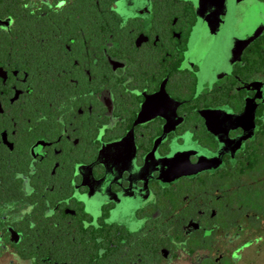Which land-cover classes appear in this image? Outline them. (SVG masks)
Wrapping results in <instances>:
<instances>
[{
  "label": "flooded vegetation",
  "instance_id": "1",
  "mask_svg": "<svg viewBox=\"0 0 264 264\" xmlns=\"http://www.w3.org/2000/svg\"><path fill=\"white\" fill-rule=\"evenodd\" d=\"M263 187L264 0H0V264H243Z\"/></svg>",
  "mask_w": 264,
  "mask_h": 264
},
{
  "label": "rangeland",
  "instance_id": "2",
  "mask_svg": "<svg viewBox=\"0 0 264 264\" xmlns=\"http://www.w3.org/2000/svg\"><path fill=\"white\" fill-rule=\"evenodd\" d=\"M255 249L256 248H254V247H249L248 250L244 251V257L246 258V259H244L245 263L248 260H251V261H253V264H264V246L262 248H260L259 255H257V256L254 253ZM245 263H243V264H245Z\"/></svg>",
  "mask_w": 264,
  "mask_h": 264
},
{
  "label": "trees",
  "instance_id": "3",
  "mask_svg": "<svg viewBox=\"0 0 264 264\" xmlns=\"http://www.w3.org/2000/svg\"><path fill=\"white\" fill-rule=\"evenodd\" d=\"M261 195L259 196L260 201L258 202V214H260V216H264V187L263 190L261 191ZM264 217H260V219H263Z\"/></svg>",
  "mask_w": 264,
  "mask_h": 264
}]
</instances>
